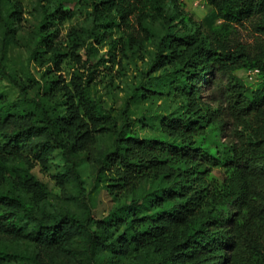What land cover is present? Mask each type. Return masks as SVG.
<instances>
[{
    "label": "trees",
    "instance_id": "trees-1",
    "mask_svg": "<svg viewBox=\"0 0 264 264\" xmlns=\"http://www.w3.org/2000/svg\"><path fill=\"white\" fill-rule=\"evenodd\" d=\"M81 1L92 24L70 28L62 51L52 41L51 22L73 10L63 0H37L40 20L29 58L39 76L31 75V82L7 68V41L2 44L0 77L8 76L20 96L9 99L0 91V239L29 238L36 248L30 264H51L61 255L76 259L77 240L96 252L93 264L103 263V250L127 255L148 245L157 256L145 264H264V0H204L210 8L200 21L181 0ZM21 7L20 0H0L6 31L15 33ZM112 32L124 47L155 35L152 69L168 64V81L183 93L184 110L165 116L157 135L140 136L128 117L117 125L91 92L99 64L108 60L97 43ZM67 56L78 64L68 79L60 73ZM254 68L253 84L235 72ZM217 71L228 78L226 113L235 128L231 141L209 147L206 127L221 125L225 116L198 96L199 83ZM104 130L116 137L97 170L109 180V194L120 199L145 178L159 193L142 196L147 207L133 198L100 218L88 209L42 210L48 190L30 169L46 167L58 146L65 155L90 150L95 133ZM57 177L64 184L66 177ZM23 255L0 248V264H26Z\"/></svg>",
    "mask_w": 264,
    "mask_h": 264
},
{
    "label": "rangeland",
    "instance_id": "rangeland-1",
    "mask_svg": "<svg viewBox=\"0 0 264 264\" xmlns=\"http://www.w3.org/2000/svg\"><path fill=\"white\" fill-rule=\"evenodd\" d=\"M20 1L21 15L14 22L15 33L10 29L6 31L5 26L0 22V54L3 42L7 41L4 58L7 68L21 82L29 83L31 81L28 78L31 75L39 76L38 68L29 57L35 42L34 31L39 25L40 6L37 0ZM181 1L183 9L195 21H200L210 8L204 0ZM63 4L64 7L71 8L73 14L64 19H56L55 15V19L51 22V29L54 31L52 41L60 50L67 51L70 28L90 27L92 23L81 0H63ZM8 10L9 7L4 3L3 17ZM155 27L157 34L162 32L158 23ZM117 36V32H112L97 43L98 54H104L108 60L104 62L105 65L99 64L100 69L96 73L91 92L105 102L117 125L123 124L128 117L132 128L140 136L157 135L161 132L159 125L165 116L184 110L183 93L168 81L172 74V68L168 64L152 69L154 56L158 52L155 35L151 40L145 39L143 43L128 47L116 42ZM242 36L248 37L247 32L243 31ZM77 65L67 56L60 65L61 75L66 79L70 78ZM235 72L249 84L257 80L255 70L238 69ZM199 85L198 96H201L204 102H210L213 107L219 108L225 116L221 125L212 123L206 127L208 146H221L232 140L235 128V124L226 113L227 98L230 94L227 75L219 71L214 72L209 74L207 84L206 79H203ZM0 91L9 99L20 96L19 88L8 76L0 77ZM29 94L36 96V89L30 88ZM115 138V134L110 130L97 132L90 150L70 152L65 155L64 148L58 146L49 156L46 167L40 164L32 167L30 171L46 184L48 190L40 208L51 213L58 209H66L79 214H83L88 209L94 217L100 218L124 202L128 204L133 198L142 200L143 195L158 194L156 182L150 178L141 180L134 190L121 196L120 199H115L109 194L107 190L109 180L98 175L97 170L104 154L114 147ZM69 165H72L73 169L68 168ZM59 173L66 177L64 184L57 179ZM147 201H140L139 208L147 207L145 205ZM122 229L123 227L119 230ZM0 248L24 254L22 259L26 264H30L29 255L36 251L33 242L27 237L15 240L0 239ZM72 249L76 250V259L61 255L55 257L51 264H77L84 259L87 264H93L91 256H95L96 252L87 250L82 241H75ZM156 256L157 250L152 245L139 247L127 255L110 254L107 250L100 252V258H103L102 264H145L147 260H152ZM11 262L16 263V261Z\"/></svg>",
    "mask_w": 264,
    "mask_h": 264
},
{
    "label": "built area",
    "instance_id": "built-area-1",
    "mask_svg": "<svg viewBox=\"0 0 264 264\" xmlns=\"http://www.w3.org/2000/svg\"><path fill=\"white\" fill-rule=\"evenodd\" d=\"M252 70H255V71H257V69H256V68H254V69H252Z\"/></svg>",
    "mask_w": 264,
    "mask_h": 264
}]
</instances>
